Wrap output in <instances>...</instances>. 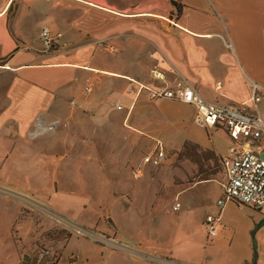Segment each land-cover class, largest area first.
<instances>
[{"label": "crops", "instance_id": "1", "mask_svg": "<svg viewBox=\"0 0 264 264\" xmlns=\"http://www.w3.org/2000/svg\"><path fill=\"white\" fill-rule=\"evenodd\" d=\"M43 27L60 33L50 49L41 43ZM181 78L207 100L251 106V82L264 88V0H0V173L32 167L42 179L24 189L42 194L62 184L100 186L113 175L120 201L131 203L117 217L166 228L152 242L124 237L114 219L116 237L137 250L81 244L73 247L83 257L65 264H264V204L216 205L226 180L221 159L234 140L221 126L195 124L193 106L149 99L138 87L172 88ZM259 95L250 110L264 120ZM104 126L111 136L98 130ZM156 142L165 150L162 177L142 169L139 157ZM179 156L184 167L173 165ZM201 193L213 198L215 235L173 231L169 211L190 208ZM34 197L52 212L83 207Z\"/></svg>", "mask_w": 264, "mask_h": 264}, {"label": "rangeland", "instance_id": "2", "mask_svg": "<svg viewBox=\"0 0 264 264\" xmlns=\"http://www.w3.org/2000/svg\"><path fill=\"white\" fill-rule=\"evenodd\" d=\"M156 87L160 89L163 86ZM113 118L121 119L122 117L119 115ZM110 119L112 118L110 117ZM100 128L104 131L105 135L111 136L113 133L112 128L109 126L99 127L98 130ZM152 147L153 145H151L148 152L145 149L140 150L139 157H141L142 163V158L145 154L152 151ZM48 149L49 147L41 151L40 155L42 159L48 157ZM184 159L187 158L181 156L176 159L174 158V167H184L185 164L180 163ZM141 168L152 169L151 176L156 172H160V177L163 176V162L157 167L146 164L141 166ZM216 168L221 171L219 163L215 165ZM26 169H28V173H34L32 167L28 166L27 168L14 167L13 174L0 173V264H56L57 262L65 264L67 261L72 262L76 261L78 257H83V255L78 253L76 256V249L73 247L80 246L81 244H84L87 248L92 246L95 248L96 245L104 249L123 250L120 249L122 247L119 244L125 246V241L119 240L116 237L118 232H116V227L113 223L114 219L118 220L117 224L121 228L124 237L129 236V238H134L143 236L145 239L154 238L151 241L156 242L159 240L155 237L161 234L163 240V230L166 228L163 229L162 225H157V223L152 221L149 222L147 218V222H143L144 218L139 217L137 219L140 222L133 223L128 220L131 218L125 215L117 217L118 214L129 210L128 205H131V203L128 197H124L123 195L124 201H120V193H124V191H118L119 188H117L118 185L114 181L113 175H106L104 183L100 186L88 183L85 189L66 190L69 185L62 184L61 186L58 185L56 194H48V192L42 194L41 192H37V190L24 189V187L39 186L37 182H40L42 179L35 177L33 174L28 175ZM106 170L109 171V174L110 172L113 173L111 169ZM214 173L216 175L219 171H215ZM204 176L201 175V177ZM189 179L192 180V178ZM70 186L73 185L70 184ZM101 186L105 190L100 189ZM19 188L25 190V192H19ZM24 193L29 196L24 195ZM34 195H38L40 199L49 197L47 201L50 199L48 204L52 206L59 204L63 207L67 202L73 204L80 202L83 207L78 213L75 211L64 213L60 210L52 212L43 205V201L38 200ZM202 195L201 193L200 197ZM161 197L163 199V194ZM195 198L199 199L198 197ZM199 200L200 202L198 203H192L190 208L184 205L182 208H184V211L187 210L186 212L170 210L167 215L169 219L168 226H171L173 231H189L190 233L194 232L199 235H202L204 232L206 233L203 219L208 215H213V198L207 194L203 195ZM170 203L172 202L169 201L168 204ZM69 208L67 206L64 209L69 210ZM75 213L79 219L86 222H78V218L72 220L71 214ZM155 214L149 215L152 216L150 220L155 217ZM216 231L218 232L217 228ZM130 249L133 251L137 250L133 246ZM161 256V260H163V255ZM60 258L61 260L58 261Z\"/></svg>", "mask_w": 264, "mask_h": 264}, {"label": "built area", "instance_id": "3", "mask_svg": "<svg viewBox=\"0 0 264 264\" xmlns=\"http://www.w3.org/2000/svg\"><path fill=\"white\" fill-rule=\"evenodd\" d=\"M60 33H53L47 27L40 30L41 43L45 49L54 45V40ZM226 46L231 47L228 41ZM139 89L148 91L149 99L169 98L184 102L194 107L193 122L202 127L221 126L232 138L235 144L229 146L227 154L221 162L225 167L226 180L222 185V194L216 200L221 208L225 202L260 208L264 204V120L255 111V104L260 99L259 92L264 88L251 82V106L247 103L235 105L223 104L204 98L185 78H181L170 88H150L138 85ZM117 108H120L117 105ZM165 159V150L160 142H156L153 150L142 158L145 164L159 166ZM179 207L175 202L173 208ZM218 217L208 215L204 219V227L209 236L215 235ZM128 251H133L119 244ZM159 261L162 258L148 256Z\"/></svg>", "mask_w": 264, "mask_h": 264}]
</instances>
